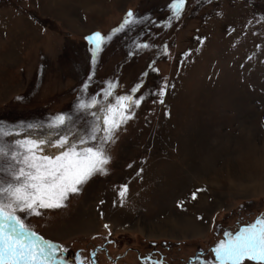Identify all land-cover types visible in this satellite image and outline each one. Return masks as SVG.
I'll list each match as a JSON object with an SVG mask.
<instances>
[{
  "label": "rangeland",
  "instance_id": "rangeland-1",
  "mask_svg": "<svg viewBox=\"0 0 264 264\" xmlns=\"http://www.w3.org/2000/svg\"><path fill=\"white\" fill-rule=\"evenodd\" d=\"M170 3L0 0V122L66 113L83 127L91 116L75 105L90 76L98 99L108 81L118 95L143 81L134 96L144 100L107 146L106 174L24 217L69 264L77 254L83 264H190L201 250L210 260L224 231L264 214V0H186L165 26ZM130 9L143 22L114 33L93 64L85 37L109 34Z\"/></svg>",
  "mask_w": 264,
  "mask_h": 264
},
{
  "label": "snow or ice",
  "instance_id": "snow-or-ice-1",
  "mask_svg": "<svg viewBox=\"0 0 264 264\" xmlns=\"http://www.w3.org/2000/svg\"><path fill=\"white\" fill-rule=\"evenodd\" d=\"M186 0H171V20L180 19ZM143 22L130 9L122 23L107 35L93 32L85 39L92 48V63L96 54L111 36L126 27ZM137 48H149L147 42L137 43ZM167 46H165V52ZM187 55V53H185ZM146 75V73H145ZM88 81L81 89L75 110L91 116L83 127H76L73 115L57 113L47 123L36 122L6 125L0 122V264H69L62 258V246L44 239L25 222V216L40 215L42 209L64 206L70 194H77L95 174H106L111 156L107 146L115 142V134L131 118L133 106H139L144 95L135 97L141 87L137 83L129 93L116 94L117 83L107 82L101 89L103 98L88 96ZM165 88L159 90L164 95ZM111 98V99H110ZM161 102H163L161 100ZM98 109L93 111V109ZM19 127L20 131H15ZM7 129V130H6ZM23 138L6 140V137ZM127 185L121 186L124 196ZM196 193L192 196L195 198ZM107 227V225H105ZM212 259H203V250L190 264H264V214L235 232L224 231L211 248ZM92 256H96L93 251ZM77 264H83L77 254ZM151 264H163L154 260Z\"/></svg>",
  "mask_w": 264,
  "mask_h": 264
}]
</instances>
